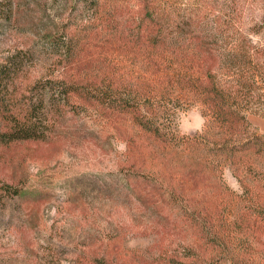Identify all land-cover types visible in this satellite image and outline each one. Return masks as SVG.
Returning a JSON list of instances; mask_svg holds the SVG:
<instances>
[{
  "label": "trees",
  "instance_id": "1",
  "mask_svg": "<svg viewBox=\"0 0 264 264\" xmlns=\"http://www.w3.org/2000/svg\"><path fill=\"white\" fill-rule=\"evenodd\" d=\"M215 1L224 5L218 14ZM239 1L0 3V39H28L27 50L0 59V152L29 143L120 144L127 197L139 212L155 213L156 194L178 204L191 184L204 194L207 171L226 193L216 204L222 218L194 223L181 250L159 239L149 249L128 250L122 236L102 231L73 241L86 250L72 264H260L244 252L250 228L264 227V135L249 121L264 118V17L244 28L235 16ZM193 108L204 130L181 135L177 120ZM191 148L205 153L204 163L187 164ZM226 170L241 194L227 185ZM13 174L1 182L0 210L28 200L23 225L37 228L45 195L28 185L25 172ZM137 225L160 234L179 227L177 221ZM51 242L55 252L65 247L54 235ZM150 253L160 254L158 262Z\"/></svg>",
  "mask_w": 264,
  "mask_h": 264
},
{
  "label": "rangeland",
  "instance_id": "2",
  "mask_svg": "<svg viewBox=\"0 0 264 264\" xmlns=\"http://www.w3.org/2000/svg\"><path fill=\"white\" fill-rule=\"evenodd\" d=\"M5 1L0 0V3ZM183 2L187 3L188 0ZM213 4V12L218 14L224 5L216 1ZM237 14L235 16L239 17L241 25L251 29L264 17V2L240 0ZM27 43L28 39L21 35H8L0 39V59L13 52H24ZM249 121L259 134L264 135V118L250 115ZM177 123L181 135L193 137L204 130L206 122L201 111L193 108L181 113ZM75 145L78 144L66 141L29 143L0 152V186L1 182L14 176L13 171L18 174L23 171L28 178V185L45 195L37 228L23 225V208L31 205L28 200L22 205L8 203L1 207L0 264H72L73 256H80L86 250V247L82 249V245L73 241L97 238L102 231L113 238L122 236L128 250L149 249L157 239L173 243V249L181 250L184 242L194 235V229H191L194 223L205 219L218 222L222 218L223 212H216V204L224 200L226 193L221 182L220 189L216 188L213 183L215 177L210 178L214 175L212 171H207L201 179L204 185L200 186L206 187L205 195L199 187L191 184L189 193L181 196L178 204L172 200L165 201L156 194L153 197L155 213L139 212L136 200L132 195L127 197L128 189L123 182L124 173L120 167L123 146L115 144L101 149L88 144ZM190 152L185 155L188 158L193 156L194 160L189 159L188 165H196L200 161L204 163L207 159L205 153L197 152L195 148H191ZM225 180L237 194H241L240 184L230 170H226ZM152 181L154 178H151ZM235 207V212L241 213L242 207ZM175 221L179 227L170 229L174 232L168 230L161 234L156 230L141 231L137 225L175 224ZM51 235L64 240L65 247L56 252L51 250ZM248 237L251 248L246 249L244 255L261 264L264 261V227L254 230L251 227ZM151 253L147 258L151 262H158L160 254L154 253L155 257H151Z\"/></svg>",
  "mask_w": 264,
  "mask_h": 264
}]
</instances>
